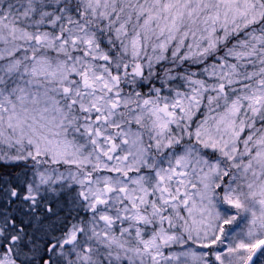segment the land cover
Here are the masks:
<instances>
[{
	"label": "snow or ice",
	"instance_id": "1",
	"mask_svg": "<svg viewBox=\"0 0 264 264\" xmlns=\"http://www.w3.org/2000/svg\"><path fill=\"white\" fill-rule=\"evenodd\" d=\"M0 264H264V0H0Z\"/></svg>",
	"mask_w": 264,
	"mask_h": 264
}]
</instances>
